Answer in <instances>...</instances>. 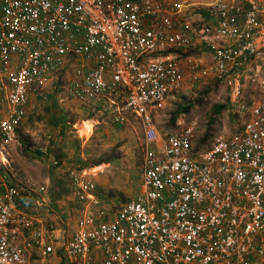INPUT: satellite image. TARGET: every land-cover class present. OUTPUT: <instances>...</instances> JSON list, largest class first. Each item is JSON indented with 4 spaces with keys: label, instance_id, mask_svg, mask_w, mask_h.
I'll use <instances>...</instances> for the list:
<instances>
[{
    "label": "built area",
    "instance_id": "built-area-1",
    "mask_svg": "<svg viewBox=\"0 0 264 264\" xmlns=\"http://www.w3.org/2000/svg\"><path fill=\"white\" fill-rule=\"evenodd\" d=\"M208 12L212 21L193 30L162 0H0L3 142L15 138L31 95L44 98L61 74L83 104L123 96L114 121L138 117L145 137L141 190L112 215L94 179L106 165L69 170L85 205L61 240L20 205L32 187L0 183V264H35L34 247L39 264L61 252L70 264H264V100L244 98L247 83L264 98V2L215 0ZM197 43L209 46L208 57L182 59ZM185 68L230 87L241 119L203 149L193 147L192 125L162 137L153 122L183 86Z\"/></svg>",
    "mask_w": 264,
    "mask_h": 264
},
{
    "label": "rangeland",
    "instance_id": "rangeland-1",
    "mask_svg": "<svg viewBox=\"0 0 264 264\" xmlns=\"http://www.w3.org/2000/svg\"><path fill=\"white\" fill-rule=\"evenodd\" d=\"M199 25L196 23L195 26L199 27ZM191 56L208 57L206 53H202L201 49L194 48L189 53L182 55V59L185 60V57ZM67 68L65 70L67 72L66 75L70 77V71L68 72ZM64 76L65 74H61L59 78H54L45 86L44 91L52 93H49V95L43 94L44 100L35 99L37 103L41 104L39 106V114L34 115L33 119L35 121L26 126L28 129L23 127V131L19 133L22 143L19 140L10 141L11 143L2 141V146L6 150L4 154H8L9 157V162L6 163L2 172L6 175L8 184L18 183L21 186H25V184L31 185L30 180H36L35 171L38 167L44 169L41 172L42 174L48 172L51 164L48 156L45 155V151H42V148L47 145L46 140L48 139L46 137L49 128L45 120L48 116L47 108L57 104L66 113L71 112L70 118H73V120L84 119L93 114L98 119L105 121L106 124L105 127L98 124L96 130L89 138L87 142L89 149L87 159L88 163H93L98 159L109 160V162H104L106 164V166H103L104 171L102 173L99 172L96 176L102 177L103 180V182L98 183L100 186L98 190L102 193L103 191L107 193L106 196H99L101 199L100 206L107 214L112 215L119 205L118 198H120L121 202L124 201L123 198H129L127 190L124 192L119 187H126L128 190L129 188L133 189L136 194L139 192L145 142L142 122L138 117L130 113H124V123L113 124L111 122L113 110L102 106V104L87 106L88 104L73 102L63 87L61 78ZM228 93L229 90L222 88L215 81V78L212 77V74L202 76L185 68L183 86L168 97L164 108L154 113L153 122L162 137L184 125H192L194 129L193 147L195 149H203L215 137L227 135L241 125V119L237 117L230 107H226L229 103L227 99ZM250 96L264 100L258 91L257 85L254 83H247L245 87L244 98L246 99ZM186 106H189V110L183 112L181 109ZM40 118H43V120H40ZM74 129L76 130V128ZM204 135L206 137L202 140ZM12 143H14L16 151L21 156L22 163L16 159L13 148H11L13 146ZM149 148L153 150L155 146L150 144ZM27 168L31 169L30 173L26 171ZM123 180L124 182L126 181V184L123 182L124 185L123 183L121 184ZM38 192L36 189L35 194L40 195L41 192ZM118 193H121L119 197L111 200ZM18 200L21 203L20 205H23V200L20 199V196ZM27 205L29 206V204ZM58 254H61L65 264H70L64 253Z\"/></svg>",
    "mask_w": 264,
    "mask_h": 264
},
{
    "label": "crops",
    "instance_id": "crops-1",
    "mask_svg": "<svg viewBox=\"0 0 264 264\" xmlns=\"http://www.w3.org/2000/svg\"><path fill=\"white\" fill-rule=\"evenodd\" d=\"M162 1H164L168 6L176 7L177 10L179 11L180 16H182L185 19V21H187L186 23H188L189 27L193 30L195 29L200 30L204 25V23H208L212 21V18L210 17L208 12V7L215 0H162ZM262 1L264 2V0ZM196 23L197 25L200 24L199 27L195 26ZM195 47H196L195 49L198 50L201 49L202 53L208 52L210 50L209 46H207L204 43H197L195 44ZM74 68L75 66L72 65V67L69 69L70 76L74 75L73 74ZM247 75L248 73L247 71H245L243 73V76H247ZM216 82L219 83L218 81ZM219 84L221 85L222 88L229 90L228 93L229 96L227 95L228 96L227 99L229 100V103L227 104L226 107L227 108L230 107L231 109H233L232 108L233 104L230 101V92H231L230 87H226V85H224L223 83H219ZM49 93L52 92L44 91V94L49 95ZM52 97L54 96L52 95ZM69 98L72 99L73 102L83 104L82 102L70 96ZM35 99L44 100V98H41V96L37 97L35 94L31 95L30 101L27 105L28 115L25 117L23 122L20 123V125L18 126L15 134V138L13 140H19L22 143L21 135H19V133L23 131L22 130L23 127L26 128V126L29 123L35 121L33 119L35 114L37 115L39 114V110H40L39 106L41 104L37 103ZM122 102H123V96L115 99L114 104L111 103L110 99L108 98L107 99L99 98L88 103L87 106H90L92 104H102V106L109 108L110 110H113L111 122L113 124H120L118 122H115L114 118L117 116L116 107L120 106ZM46 110L48 116L45 118V120L49 130H47L48 135L46 137L48 138L46 140L47 145H45V148H42V151H45V155L48 156V160L50 161L51 165L48 168V172L45 174L41 173L44 170L42 168L38 167L36 171L34 170L37 175V178H35L36 180L31 179L30 180L31 185L26 184L28 187H32V190L27 191V189H24L20 195V199L23 200L22 203L23 205L21 206L24 207L25 205L24 208L27 207L29 211L33 212L35 217V223L38 227L41 226L50 227L53 230L54 235L58 236V238L61 239L62 237L63 238L69 237L77 229L78 226L77 223L79 218L82 216V212L85 205V203L80 202L73 195L72 186L68 176L69 170L71 168L83 169L92 166V165H88L92 163H88V159H87V154L89 150L87 147V142L91 137V135L96 130V126H98V124H101L102 127L103 126L105 127L106 122L98 119V117L94 116L93 114L92 116L86 117L84 119L73 120V118H70L71 112L66 113L63 110V108H61L57 104H54L53 106L47 108ZM6 111H7L6 107L0 110V119L5 116ZM40 120H43V118H40ZM74 128H76V130ZM12 144L13 146L11 148H13L12 149L13 153L16 156V159L21 162L20 159L21 156L16 151L14 143ZM0 147H1L0 148V183L2 188H4L6 185H8V183L6 182L7 181L6 175L2 172V170L5 169L6 166V162H5L6 154L2 152L4 146H2L1 135H0ZM85 163L87 164V166L84 165ZM101 165H106V164L103 162L101 163ZM22 166L25 168L23 164ZM26 171L30 173L29 171H31V169L27 168ZM94 179L96 182V193L98 197L100 195L106 196L107 195L106 191H103L102 193L98 190V188L100 187L98 183L103 182L102 177L95 176ZM123 182L124 180L121 182V184ZM124 183L126 184V181ZM26 185L25 187L27 188ZM41 186H44L45 190L41 192L40 195L35 194L36 189L38 192V188H40ZM119 189H123L124 192L125 190H127L126 192H128V197H129L127 199L133 198L136 195L135 190L133 189L129 188L128 190L126 187H119ZM139 190H141V183ZM120 194L121 193H118L117 194L118 196L117 195L113 196L111 200H113L114 198H118ZM127 199L123 198L124 201ZM118 200H119L118 202L119 204L124 202V201L121 202L120 198H118ZM27 204H29V206ZM33 254H34L33 257L35 264H39L40 262L39 252L35 247L33 248ZM49 260L51 264H63L64 262L61 254L58 253L51 254Z\"/></svg>",
    "mask_w": 264,
    "mask_h": 264
},
{
    "label": "trees",
    "instance_id": "trees-1",
    "mask_svg": "<svg viewBox=\"0 0 264 264\" xmlns=\"http://www.w3.org/2000/svg\"><path fill=\"white\" fill-rule=\"evenodd\" d=\"M218 107H219V108H222L221 106H218ZM181 110H182L183 112H184V111L187 112V111L189 110V106H186V107L182 108ZM63 130H64V128H63ZM205 137H206V135H204V137L202 138V140H204ZM110 160H111V159H110ZM103 162H109V160H108V159H98V160L94 161L92 164H88V165H98V164H101V163H103ZM84 165L87 166L86 163H85ZM82 167H84V166H82ZM63 264H65V262H63Z\"/></svg>",
    "mask_w": 264,
    "mask_h": 264
}]
</instances>
